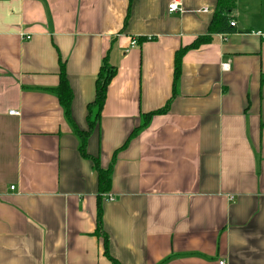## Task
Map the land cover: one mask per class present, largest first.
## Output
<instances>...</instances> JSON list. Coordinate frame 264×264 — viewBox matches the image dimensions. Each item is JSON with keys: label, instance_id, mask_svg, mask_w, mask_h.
Returning a JSON list of instances; mask_svg holds the SVG:
<instances>
[{"label": "crops", "instance_id": "0c3cea01", "mask_svg": "<svg viewBox=\"0 0 264 264\" xmlns=\"http://www.w3.org/2000/svg\"><path fill=\"white\" fill-rule=\"evenodd\" d=\"M171 1L0 0V264H264V0H239L226 33L210 31L217 0ZM105 58L87 151L113 163L114 199L99 201L51 89L65 62L86 129Z\"/></svg>", "mask_w": 264, "mask_h": 264}, {"label": "trees", "instance_id": "16d2710c", "mask_svg": "<svg viewBox=\"0 0 264 264\" xmlns=\"http://www.w3.org/2000/svg\"><path fill=\"white\" fill-rule=\"evenodd\" d=\"M239 0H217L215 12L213 19L210 25V31L212 33H226V32H235L236 28L231 26V21L234 19L232 13L237 9ZM149 40L151 38H139V40ZM208 41L207 37H200L195 41L190 47H198L201 43ZM188 48H182L176 52L175 56V88L177 87L180 72H181V61L185 51ZM116 66H112L107 58L103 60V63L99 69L96 81H95V97L92 102L87 106L88 115H87V128H80L74 121L71 114V105L73 101V90L70 86L69 79L66 72V63L61 62L60 73H59V85L56 88L51 89L58 97L60 103L64 107L65 116L68 122L71 124V127L79 140V151L81 155L87 159H90L94 163V167L98 174V199L102 200V195L108 193L111 190L112 185V175H113V163L110 164L108 168H103L101 166L100 160L97 156L91 155L87 151L88 140L93 133V131L98 126V123L101 118L102 110L106 101L107 96V87L113 77L116 74ZM168 110V106H165L162 109L147 113L143 115L142 124L135 129L133 134H136L137 131L146 127L154 114L165 113ZM102 208L98 207L97 213V223L98 229L96 233L99 234L102 231ZM104 236V246L105 253L115 262L117 260L111 257L108 252L109 249V238L106 233H103Z\"/></svg>", "mask_w": 264, "mask_h": 264}, {"label": "built area", "instance_id": "2783aa9c", "mask_svg": "<svg viewBox=\"0 0 264 264\" xmlns=\"http://www.w3.org/2000/svg\"><path fill=\"white\" fill-rule=\"evenodd\" d=\"M168 12L170 13V14H173V13H177V12H180V13H183L184 12V9H183V5H182V2H181V0H172L171 2H170V4L168 5ZM237 24H236V22L234 21V20H232L231 21V26H233V27H235ZM27 38H30L29 36L27 37ZM223 39H226V37H223ZM138 45V40H137V38H133L132 40H131V47H136ZM222 69L223 70H228L229 69V67H230V65H229V63H222ZM11 114H14V115H18L19 114V112L18 111H11L10 112ZM104 198H105V200L107 201H109V200H113L114 198H113V196L112 195H110V194H106L105 196H104ZM220 264H226L224 261H221L220 262Z\"/></svg>", "mask_w": 264, "mask_h": 264}]
</instances>
